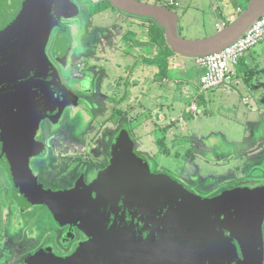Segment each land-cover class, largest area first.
<instances>
[{"label": "water", "instance_id": "1", "mask_svg": "<svg viewBox=\"0 0 264 264\" xmlns=\"http://www.w3.org/2000/svg\"><path fill=\"white\" fill-rule=\"evenodd\" d=\"M107 1L124 14L155 22L163 29L169 49L189 59L220 52L264 14V0H251L215 35L191 41L179 36L178 16L164 6L138 0ZM62 2L0 0L3 151H13L16 160L9 159L11 164L28 175V183L19 176V191L28 202L44 205L56 223L76 225L86 238L68 257L44 250L29 264H259L253 192L231 189L211 198L196 196L171 177L153 173L148 162L133 151L128 132L115 145L114 165L93 186L44 192L35 185L28 160L37 153L24 149V141L33 143L43 118L58 119L75 104L46 54L54 28L59 29V45L51 49L55 60L67 53L71 43L69 30L61 23ZM68 8H72L70 3ZM63 45L65 50H61ZM144 79L143 87L137 89L140 94L151 85V78Z\"/></svg>", "mask_w": 264, "mask_h": 264}, {"label": "flooded vegetation", "instance_id": "2", "mask_svg": "<svg viewBox=\"0 0 264 264\" xmlns=\"http://www.w3.org/2000/svg\"><path fill=\"white\" fill-rule=\"evenodd\" d=\"M63 1L62 7L60 6L62 24V18L64 16L67 17L71 13L77 12L78 16H86L88 21L87 29L91 31L98 29L100 37L92 42L90 46L86 47L85 54L74 55L70 65L68 55L74 43L73 37L70 35L71 43L67 47V53L65 52L66 54L64 56L59 55V59L55 60V57L51 54V49L55 44L59 45L56 39L59 29L54 28L51 32L46 46V54L58 72L62 85L72 96L71 100L72 102L75 101V104L73 103L71 106L65 108L58 119L52 117L43 118L33 134V143H31L30 139L24 141V149L32 153H37V155L29 158L28 166L35 185L44 192H69L64 189L55 188L58 185L56 179L66 170L76 168L78 163L88 164L90 169L88 168L87 172H82V175H86V179L84 182L82 181L84 184L70 191L78 188H89L96 184L101 178L102 173L114 165L116 157L115 145L124 138L127 132L131 141L134 143L133 151L143 158L139 152L141 146L138 145V138H143L138 135L142 130L138 127L130 129V123L127 121L128 112L131 114L134 109L138 108L139 110L140 106H138L137 101L131 107V101L127 102V100L133 94L128 90V87L132 86L131 89L137 90L138 87L136 88L133 83L136 84V81H143V83L141 82L143 85L146 79L143 80V77H139L138 74L131 72L138 58H135L133 66L131 68L129 67L130 69L125 66V63L127 61L131 62L132 57L136 55L135 47L132 45L133 42L131 43L130 40L127 41L129 36H131H128V34L143 31V28L147 32L148 27H144L140 23V19H135L134 21L131 17L125 19V23L120 29L110 24L100 27V24L97 22L94 23V19L100 13L110 10L111 5L106 4L105 0H89L88 2L86 0H68L72 7L71 10L68 8L69 3L67 0ZM160 3L163 4L161 6L172 10V6L164 4L163 2ZM90 9L92 10L90 11ZM118 16L120 17V15ZM149 22L154 26L150 27L154 36L158 32L159 27L155 22ZM128 31L129 33L127 34ZM153 36H150L151 39H154ZM80 39L83 40L84 36ZM156 42L153 40L152 43ZM63 49L65 50L64 45L61 50ZM88 50L89 53L86 55ZM120 57L124 60L120 61ZM107 67L113 71L112 74H108V71H106ZM115 67L118 69L115 70ZM124 69L126 70L125 72L123 71ZM91 73L95 77V88L102 93L101 103H96L98 99L93 100V102L90 99H86L87 96L85 93L90 90ZM100 74V79H98ZM149 78H151V75ZM262 92V95H264V89ZM135 95L140 100L138 93L134 94L133 100L135 99ZM78 105H83V110L87 109L92 123L88 125L87 123L77 125L82 130V127L87 129V131H82L79 134L72 128V130L63 132L62 130L65 127L62 126L66 125V118L64 122L62 119L65 116L66 110L72 107L77 108L79 107ZM195 106L198 109L196 103ZM250 107L257 109L260 116L259 124L261 123L264 128V107L260 109L254 102ZM153 113L149 111L146 114L155 120L156 116L154 115V117ZM161 120L163 121V119ZM261 135L263 138L264 129L261 131ZM162 141L164 142L165 138ZM3 150V145L0 142V264H29L35 255L44 250H50L58 257L70 256L86 238L76 225L62 226L56 223L44 205L28 202L25 196L19 191L20 179L22 181L26 179L28 183V175H25L24 170L21 171L17 165L11 164L9 159L16 160L11 155L13 151L8 148L9 154H6ZM243 152L245 153L246 151ZM262 152L260 154H263ZM195 156H198L199 159L194 163L190 161L193 169L195 170L197 168L198 170L209 171L210 169L207 168L209 162L206 156H201V154ZM253 162L257 164L256 161L253 160ZM197 164H200L201 167ZM35 171H37V174ZM252 176L254 177V182H260V184L264 185V171L260 172L254 168ZM67 180L71 182L72 177ZM250 192H253L251 200L253 197V201H257L255 217L258 223L259 264H264V186H254L250 189ZM92 197L95 198L94 192H92ZM70 229L72 233L69 232ZM48 231L49 245L42 243ZM33 236L40 240V242L32 246L33 240H35Z\"/></svg>", "mask_w": 264, "mask_h": 264}, {"label": "rangeland", "instance_id": "3", "mask_svg": "<svg viewBox=\"0 0 264 264\" xmlns=\"http://www.w3.org/2000/svg\"><path fill=\"white\" fill-rule=\"evenodd\" d=\"M86 1L88 2L89 0ZM138 1L163 5L160 2L168 4L170 0ZM184 1L189 5L185 14H182V9L172 7V10L178 16L177 32L183 39L196 41L215 35L218 32L215 30V25L218 23H225V26L231 24L242 11L247 8L251 0H235L237 3L233 5H230V0ZM183 6H185V4H183ZM92 9H90V11ZM118 15H120V17ZM127 17H131L134 21L135 19H140V23L144 27H154L152 23L149 22V19L143 18L142 20L140 17L124 14L114 9L112 6L109 11L100 13L99 16L94 19V23L97 22L101 25L100 27L110 24L120 29ZM62 21L63 24L66 25L74 41L68 55V61L71 65L73 56L81 53L85 54L86 47L96 41L97 38L100 37V33L98 29H93L92 31L88 30L86 16H78L76 12L73 13L71 17L64 16ZM83 36L84 39L81 40L80 38ZM169 51L172 53V57L168 59L165 58L164 60L170 63V69L175 70V73L174 71H169V74L180 77V73L186 72V77L182 82V84L185 85H183L182 88L181 85L177 88L175 87V89L169 88L171 86L165 87L168 90L165 89L161 98L158 99H163L161 103L157 102L158 100L156 98H151V93L144 96V94H140L137 90L131 89L132 86L128 87L130 92H137L140 95L141 102L137 99L136 95L133 100L134 94L127 100V102L131 101V107H133L137 101L138 106H140L139 110L138 108H132L134 109L133 112L131 114L128 112L127 121L130 123V129L138 127L142 130L141 133H137L139 136L143 137L138 138V145L141 146L139 152L141 156L148 161L151 171L156 174L165 173V175H169L176 182L183 185L188 192L202 198H211L219 195L221 192L223 193L231 189L250 191L254 186H264L260 184V182H254V177L252 176L254 168L260 172L264 171V136L262 138L261 135V131L264 128L261 123L259 124L260 116L258 111L255 108L249 109L244 106L242 102L243 98H248L251 103H256L258 108L263 109L264 107V95L260 96V91L262 93L264 89V57H261L259 65H254V67L248 71L254 73V77L250 79L249 85L253 84L258 86V84H260L258 87L260 90L251 89L250 85L249 90L246 91L248 89L246 88L248 82L245 81L244 76H240V72H242V69L246 71L251 67L248 62L245 61L243 68V58H241L236 66V76H239V81L235 79L236 85H233V89L229 92L222 93L218 91L205 92L201 94V96L195 98L196 101L194 100V102L198 105L199 111L198 114L194 116L188 107L193 103V98L197 96L200 91V69L195 64L194 59L185 58L173 53L171 50ZM250 51L251 55H253L254 51L262 55L264 52V40L250 49L249 52ZM88 53L89 50L86 55ZM135 58H137L136 55L132 57L131 62H134ZM123 60L124 59L120 57V61ZM122 64H124V62H122ZM127 64L128 63H126L125 66H127ZM262 65L263 68L261 70L260 66L262 67ZM116 69L118 68L115 67V70ZM125 69L123 70L124 72L126 71ZM106 71H108L109 75L113 72L109 67H107ZM153 71L154 68L151 66L147 67V65H143L141 62L136 63L131 69V72L138 74L139 77H149L153 74ZM91 76L90 90L85 93L87 96L86 99H90L92 102L98 99L96 103H101L100 99L102 98V93L95 88L94 74L91 73ZM100 76L101 74L98 76V79H100ZM155 79L156 80H152L151 86L161 81L165 83V81L160 78L155 77ZM136 82L139 83L140 81ZM141 82L143 83V81ZM137 83H133V85L141 89L143 87L142 83L141 85ZM146 89L145 87L143 92H145ZM174 99L179 100L174 101ZM173 101L174 103L172 104ZM78 106L77 108L72 107L66 110L62 121L64 122L66 118L65 124L68 128H66V125H63L62 127H65V129L62 130L63 132L69 131L72 128L79 134L82 131H87V129L82 127V130L80 126L78 127L77 125H82V123H87L88 125L92 123L87 109L83 110V105ZM204 107H206L207 113L204 112ZM185 109L187 112L185 113L184 122L181 117H183ZM149 111L154 112L153 116H156H154L155 120L153 118L151 119V117L146 114ZM172 118H175V121H173ZM194 118H196V120H194ZM158 119L160 120L157 121ZM161 119H163V121ZM168 124H170L169 127L174 126L172 129L177 127L178 131L182 130L185 125L187 127L185 133L188 134H185L186 137L184 138H179V133L181 132L178 133L172 130L169 132L167 129L163 130ZM156 125H158L159 128H156ZM193 126L196 129L194 131L204 137L202 145H204V149L206 150L202 152L201 149L200 154L201 156H206L209 162L207 167L210 169L209 171L198 170L197 168L194 170L190 162L192 161V163H194L199 159L198 156L194 155V149L191 143L193 141L190 140ZM162 130L164 132H162ZM167 132L170 133V136L164 137V133ZM171 136L177 137L173 139ZM163 138H165L164 142L162 141ZM138 145L137 148L139 149ZM187 149L190 151H186ZM243 151L246 152L244 153ZM261 152L263 154H260ZM253 160L259 164L258 167ZM197 165L201 167L200 164ZM88 168V164L78 163L76 168L66 170L62 175L60 174L57 177L56 182H58V185H56L55 188L70 191L79 185H83L86 175H82V172H87ZM35 172L37 174V171ZM71 177L72 181L70 182L67 179ZM78 181L80 182L77 183ZM48 224L53 227L49 222ZM47 233L48 234L42 240L43 244H48L49 231ZM33 238L35 240L32 239V246L40 242L35 236H33Z\"/></svg>", "mask_w": 264, "mask_h": 264}, {"label": "crops", "instance_id": "4", "mask_svg": "<svg viewBox=\"0 0 264 264\" xmlns=\"http://www.w3.org/2000/svg\"><path fill=\"white\" fill-rule=\"evenodd\" d=\"M170 2H171V4H170ZM233 2H235V3H233ZM229 3H230V5H233V4H236L237 2L235 0H230ZM183 4H185V6H183ZM168 5H170V6L173 5L172 7L182 9V12H183L182 14H185V11H186L187 7L189 6L187 4V2H185L184 0H170ZM222 24H225V23H222ZM222 24L221 23L216 24L215 25V30L219 31L220 29H222V28H219V27H221ZM128 33H129V31L127 32V34ZM129 35H131V36H129ZM151 35L153 36L152 30L150 29V27H148V31L147 32H145L144 30L140 31V32H137V33L135 32V34L133 32H131L130 34H128L129 38L127 37L128 38L127 41L130 40L131 43L133 42L132 45L135 47L136 57L138 58L136 63L141 62L143 65H147V67L151 66L152 68H154L153 74L151 75V79L153 78L152 80H156L155 77H157V78H160V79L165 81V83H163L161 81V82H157V84H155V85H152V86L150 85L145 90V92L142 93V94H144V96H147L149 93H151L150 97L153 98V99L156 98L158 100V99L161 98V95H162L163 91L165 89H167L165 87L171 86L169 88L175 89V87L177 88L179 85H181V88H182L183 85H185V84H182V82H183V80L186 77V72L180 73V75H179L180 77L172 76V75L169 74V71H174V73H175V70L174 69H170V63L166 62L164 59L165 58L168 59V58L172 57V53L169 51L170 49L167 46V44L165 43L164 39H160L159 38V36H160V31L159 30H158V32L156 34H154V36H153L154 39H151V37H150ZM153 40L155 42L156 41L157 42L156 43H152ZM130 42H129V44H131ZM250 53H251V51L249 53H246L247 55L245 54L246 56L244 55L242 57L243 58L242 60H243V68H244L245 61L248 62L249 66L251 68L247 69L246 71L242 69L241 70L242 72H240L241 75L239 74L240 76H244L245 81L248 82L247 83L248 85L246 87L248 89L246 91H248L249 88H250V85H251V84L249 85L250 79L254 77L253 76L254 73H250L248 71L250 69H252L254 67V65H257V64L259 65V62L261 61V57H264V52L262 53V55L257 54V51H254L253 55H251ZM157 59H160V60H157ZM127 63H128L127 64L128 68L133 66V62L127 61ZM195 63H196V61H195ZM125 65H126V63H125ZM255 67H258V66H255ZM262 68H263V65H262V67L260 66L261 70H262ZM200 72H201V70H200ZM236 74H237V70H236ZM236 77H237L236 80H238L239 76H236ZM259 85L260 84H258V86L252 84L251 85V89L260 90V88H258ZM217 91L219 93L229 92V91H223L221 89L210 91V92H217ZM201 94H203V93H200V91H199V94L193 98V101L195 100V98L201 96ZM262 94H263V92L261 93V91H260V96H262ZM162 100L163 99L158 100L157 102H161ZM176 100H179V99H174V101H176ZM174 101L172 102V104L174 103ZM242 102H243L244 106H246L249 109H251L250 105L252 103L250 104V102L248 100H246L245 98H243ZM247 102H249V104ZM203 110H204L205 113H207L206 107H204ZM203 110H202V112H203ZM186 112L187 111L185 109L184 113H183V117H181V118H183L182 120H184ZM263 117H264V115H263ZM172 119H173V121H175V118H172ZM194 120H196V118H194ZM184 122H185V120H184ZM169 125L170 124H168L167 127H165L163 130L167 129L169 132H170V130H172L174 132H178V133L181 132V133H179L180 134L179 138H184V137H186L185 134H188V133H185L186 130H187V127L185 125L183 126V129L180 130V131H178L177 127L172 129L174 126L173 127H169ZM156 126H157L156 128H159L158 125H156ZM163 130H162V132H164ZM194 130H196V129L193 126L192 127V132H191L192 133L191 134L192 137L190 138V140L193 141L191 143H192V148L194 149V155H199L200 152H201V149H202V152L206 150V149H204L205 148L204 145H202V140L204 139V137L200 136V134L196 133V131H194ZM169 132L164 133V137L165 136H170ZM176 137L177 136H174L172 138L174 139ZM186 151H190V150L187 149Z\"/></svg>", "mask_w": 264, "mask_h": 264}, {"label": "built area", "instance_id": "5", "mask_svg": "<svg viewBox=\"0 0 264 264\" xmlns=\"http://www.w3.org/2000/svg\"><path fill=\"white\" fill-rule=\"evenodd\" d=\"M225 25L222 24L223 28ZM264 40V14L261 15L249 29L220 52L195 59L200 68V93L221 89L230 91L236 85V66L239 60ZM195 116L198 109L195 102L188 107Z\"/></svg>", "mask_w": 264, "mask_h": 264}, {"label": "trees", "instance_id": "6", "mask_svg": "<svg viewBox=\"0 0 264 264\" xmlns=\"http://www.w3.org/2000/svg\"><path fill=\"white\" fill-rule=\"evenodd\" d=\"M105 1H106V4L110 5V4L108 3L107 0H105ZM149 21H150V20H149ZM159 31H160V36H159V38H160V39H164L163 29L159 28Z\"/></svg>", "mask_w": 264, "mask_h": 264}]
</instances>
